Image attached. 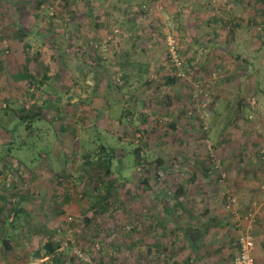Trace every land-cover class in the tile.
I'll list each match as a JSON object with an SVG mask.
<instances>
[{
    "label": "rangeland",
    "instance_id": "rangeland-1",
    "mask_svg": "<svg viewBox=\"0 0 264 264\" xmlns=\"http://www.w3.org/2000/svg\"><path fill=\"white\" fill-rule=\"evenodd\" d=\"M64 1L0 0V193L22 209L13 224L0 217V264H73V246L91 264H231L240 232L264 264V95L253 92L258 80L264 90V51L252 57L264 19L247 11L244 28L228 27L238 16L225 0H68L69 12ZM169 40L180 66L167 60ZM27 61L33 86L12 78ZM172 66L181 79L164 85ZM242 96L249 107L234 120ZM36 106L45 119L12 131ZM101 143L115 153L105 211L79 179ZM205 162L219 172L203 176ZM179 185L186 209L169 216L161 194L171 207ZM174 219L201 232L195 249ZM47 240L72 248L55 261Z\"/></svg>",
    "mask_w": 264,
    "mask_h": 264
},
{
    "label": "trees",
    "instance_id": "trees-1",
    "mask_svg": "<svg viewBox=\"0 0 264 264\" xmlns=\"http://www.w3.org/2000/svg\"><path fill=\"white\" fill-rule=\"evenodd\" d=\"M262 3L264 4V1L262 0ZM71 2H69L68 0L64 1V8L66 9L67 12H69ZM54 14L52 13L51 16H53ZM70 16V15H69ZM69 23V22H68ZM239 22H236L234 24L229 25L228 27H236V25ZM65 24H67V22H65ZM258 25L263 26L264 25V21L262 23H258ZM17 34L19 35V37L21 39L29 36L30 31L23 29V27H21V25H17ZM44 36V35H43ZM259 42H257L258 45ZM256 45V44H255ZM259 49H255L253 50V59H256L259 54L264 51V41H260L259 43ZM167 47V51H168V46ZM167 56V60L172 61L173 65H174V61L172 60V58L170 57V53L167 52L166 54ZM179 56V55H178ZM252 57L249 56H245V58H241V63L242 62H251L252 61ZM236 58H240L239 55H236ZM169 61H167V63H169ZM179 61V59H178ZM28 61L27 62H21V66L12 71V78L15 81H22V80H26L29 84H32V86L35 84V77L34 75H32V71L28 65ZM171 63V64H172ZM179 66L182 63V61L179 62ZM242 65V64H241ZM183 66V65H182ZM172 68H174L172 66ZM44 69H47V67L44 66ZM104 69V67H103ZM175 69V68H174ZM183 71V70H182ZM176 69L173 71V73H171L170 75L166 76V80H164V85H168V84H173L176 79H181L178 78V75H175ZM184 72V71H183ZM124 77H128L127 73L124 72L123 73ZM184 76V74H183ZM116 78H114L113 76L111 77L110 75H108L107 78V86L105 87L106 89H108L111 85L112 82L115 80ZM122 79V78H121ZM257 80V79H256ZM109 81V82H108ZM259 80L255 83V88H254V94H259L261 93L262 95H264V90L263 89H259L258 85L259 84ZM117 87H121L120 85H117ZM103 95L106 99V92L103 91ZM144 103V102H143ZM248 102L246 101V97L242 96L240 98L237 99V104L235 106V110H234V114L237 117H234L233 119L236 120V118L238 119V116L242 115V113L244 111H246V109L249 107L248 106ZM35 107V105H34ZM29 110H26L23 108L22 110L24 111L23 114L19 113L18 118L19 120L17 121V123H15L12 127V131H15L17 129V127L19 126V124L21 122H31L34 120H38V119H45V109L39 106H36V108ZM186 115V112H185ZM168 126L174 128L173 123H168ZM62 129V127H61ZM139 130V129H138ZM145 131H147L145 129ZM255 145L258 146V150L262 147V145H260L259 142H255ZM11 148H9L10 150ZM98 152L97 154H95V156H98L97 159L94 160V152H86L85 156L86 158L84 159L83 163L81 164V167L84 171L85 174H87V176H79V179H81L82 181H84L85 183L89 182L90 184H92L93 189L95 191V193H98V197H97V201H95V203L93 204L96 207H99L101 209V211H105L106 207L108 206V198L109 196H112L114 193V190L112 189V186L110 185L112 182V178H110V173H111V165H112V159L114 156V151L111 148H107V146H105L104 144H99L98 145ZM94 151V150H93ZM8 152V151H7ZM256 157H258L260 159L261 154L259 151H256ZM96 162V166L93 164ZM162 161L158 160V163H161ZM92 170H90L91 167ZM99 167V168H98ZM102 171V172H100ZM63 172V170H62ZM213 172H219L214 166H210L207 165V163L205 162L204 165V169H203V176H208L209 173H213ZM70 175V171L69 173H64V176ZM218 178L220 179V175H218ZM147 178L143 179V183H148ZM184 187L182 185H179L175 188V190L173 191V194L170 195V198L173 200V205L171 207H166V198L167 194L162 192L161 196H164L160 199V202L162 203V205L164 207H162V211L165 212L166 214L168 213L169 216L174 215V216H178L175 215V208H180V210H185L186 208H184L182 206L181 201L179 200L180 196H182L185 191L183 190ZM11 191L15 190L13 187L10 189ZM103 191V192H102ZM8 195H12V193L8 194ZM14 195V194H13ZM155 199H158L159 197L157 195L153 196ZM19 203H14L12 200L8 199V196L3 195L2 193H0V217H1V223L4 225L5 223H12V220L14 221L15 219H17V216H19L20 212H21V208L19 207ZM92 205V206H93ZM96 207H94V211L96 212ZM11 218V219H9ZM175 222H178L177 219H174ZM2 225V226H3ZM187 229L183 232V236L187 241V244L189 247H192L193 249H195L197 247V243L201 240L202 235L201 232L196 229V228H191V225L186 223ZM208 229L205 227V231H207ZM1 231L4 232L3 227H1ZM4 238V237H3ZM3 245L5 247H7L8 249H12L9 241L5 238L3 239ZM64 245V246H63ZM64 247V248H68L71 249L72 248V242L70 240H66L65 242H63V244L61 243H53L52 241H45V243L43 244V249H45V254L46 256L51 255L55 261H61L63 260L62 258V253L58 251V249L60 247ZM157 248H159V245H156ZM237 251H238V244H237ZM72 259L74 260L73 264H91L89 262L86 261H79V259L76 258L75 255H71ZM65 264V262H64ZM100 264V263H99Z\"/></svg>",
    "mask_w": 264,
    "mask_h": 264
},
{
    "label": "crops",
    "instance_id": "crops-1",
    "mask_svg": "<svg viewBox=\"0 0 264 264\" xmlns=\"http://www.w3.org/2000/svg\"><path fill=\"white\" fill-rule=\"evenodd\" d=\"M225 3L228 6V10H229V16L231 15V13L235 12L236 15L238 16L236 19L237 22H239L235 28L238 29V31L243 27V21H248L249 19H245L243 20L242 15L245 14V12L249 11V13H251V15L253 16L255 23L256 22H260L264 19V4L262 3V0H225ZM248 13V12H247ZM248 16V15H247ZM231 22V21H230ZM247 25V23H246ZM235 31L233 30L232 34H230L231 36H235ZM242 35H239V37H241ZM234 40V39H233ZM233 40H231L233 42ZM263 41V40H261ZM260 43V41H259ZM258 43V45H259ZM241 46V41L239 40L238 43ZM256 45L255 49H259V46ZM254 49V50H255ZM245 58V55H244ZM178 222H174V228H175V233L176 236L178 234V236H180V238L185 242V244H187L186 239L183 236V232L187 229L186 223L190 224V222H183L181 223V221L177 220ZM191 225V224H190ZM188 245V244H187ZM192 250L193 248L190 247ZM259 248L257 247L255 249V254H258Z\"/></svg>",
    "mask_w": 264,
    "mask_h": 264
},
{
    "label": "built area",
    "instance_id": "built-area-1",
    "mask_svg": "<svg viewBox=\"0 0 264 264\" xmlns=\"http://www.w3.org/2000/svg\"><path fill=\"white\" fill-rule=\"evenodd\" d=\"M168 51L170 53V57L179 65V61L177 59V53L175 48V42L168 41ZM227 206H230L234 203V198H227ZM249 227V226H248ZM238 251L234 256L231 264H255L253 250H254V238L249 232H240L237 237ZM73 253L79 261H87V258L81 253L78 247L73 246Z\"/></svg>",
    "mask_w": 264,
    "mask_h": 264
}]
</instances>
